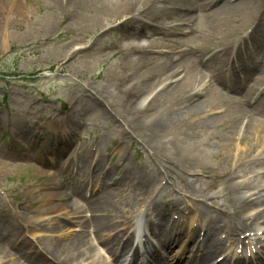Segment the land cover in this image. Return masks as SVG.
<instances>
[{
  "label": "bare ground",
  "instance_id": "obj_1",
  "mask_svg": "<svg viewBox=\"0 0 264 264\" xmlns=\"http://www.w3.org/2000/svg\"><path fill=\"white\" fill-rule=\"evenodd\" d=\"M24 4L18 0L16 6L14 1L8 6H15L14 15L28 16L29 13L26 12ZM260 4V0H49L50 9H64L66 14L80 17L79 20L94 18L96 23L99 17L105 20L121 14L124 17L130 16L126 19L128 21L124 19L122 24L134 23L130 25L128 31L133 41L121 47L123 49L121 52H123V57L125 56L124 60H128L130 64L127 65V77L131 83L121 94L132 93L134 95L127 96L128 104L123 111L128 116L121 121L124 122L123 125H127L126 131L133 135L136 141L139 140L142 147L152 154L158 163L156 167L155 165H149V168L143 167L145 171L151 169L147 175H144L142 170L134 169L129 171L130 173L125 171L122 179L128 182L137 180L141 184L153 185L160 175L169 176V167L166 165H171L178 170L176 176L178 180L184 178V174H192L190 178L186 177L178 184L186 187L188 191L196 192V184L199 186L198 175L201 178L206 177L210 180L209 186L215 182L221 185V190L216 196L220 198V205L217 204V208L212 209L215 216L214 221H218L223 215L231 217L226 223H214V228L222 224V229H229L231 233L247 226L248 216L245 218L242 215L243 210L253 202L264 200V192H257L254 198L245 201L243 192L250 191L253 183L239 180L245 177L242 172L249 171L255 165H264L262 152L254 155L257 149L264 144V88L259 89L260 85L264 84V35L256 40V49L259 54L256 61L261 57L263 62L258 64L246 58L247 62L245 61L240 69L243 79L231 82L232 78H227V75H218L208 84L206 93L203 92V86L206 83L207 64L203 68L200 57L206 51V54H211L208 64H213L217 59L219 60V57L226 54V48L223 49L222 55L216 54L221 50L213 49L209 43L204 47L205 51L201 50L198 53L187 48L180 50L176 55L163 53L161 56H152L150 53L159 47L148 45L141 39L153 30L159 33L189 30L191 34H194L198 27L207 33H212L215 37H218V32L231 36L238 29H243L246 24H254L252 17L259 12L257 7ZM2 7L0 4V14H2ZM88 11L95 12L89 16ZM146 16H150L149 18L156 25L144 23L143 18ZM164 19L173 20L176 24L165 28L162 26ZM188 24L192 28H184ZM169 41L176 44L172 40ZM84 49L85 47L75 48L67 55L66 62ZM64 65L62 64L61 67ZM222 75L223 82L220 79ZM247 81H252V83L244 87ZM215 84L222 86L225 92L219 90ZM156 88L159 89L145 105L133 103L136 95H144ZM254 90H260V95L256 99ZM99 92L100 94L98 92L97 94L102 97L103 93ZM83 93L86 96L84 90ZM238 95H241V98L246 99L247 102L253 99L254 104L242 106ZM90 96L93 100H97L95 94L90 92ZM95 104L89 98L84 102L80 100L81 111L85 114H92L98 111ZM109 112H105L106 117H114ZM61 128H66L67 133L72 135L77 131L76 122L72 119L62 121ZM180 128L182 129L178 130ZM236 128H240L239 134ZM25 131L26 129L23 130L22 127L16 128L19 135L27 138ZM235 144L241 147H236V149ZM123 165L126 170L131 166L127 160ZM159 166H162V170L158 168ZM94 169L95 165L88 173L92 178ZM187 169H192L193 172L190 173ZM108 174H114V170L107 169L105 177L101 180L107 178ZM258 174L251 176L252 181L261 178L264 171ZM49 181L53 183L52 180ZM105 182L103 181V184ZM116 185L114 194L121 195V203L126 207L136 205L135 196L129 192L125 195V190L121 189L123 182H118ZM77 192L66 193L62 188H56L54 192L41 193L42 204L36 213L34 212L35 218H30L23 209L24 207L15 206L13 210L19 220L15 218V221L25 224L21 225V228L12 226L0 217V264H52L42 252L35 253L36 247L33 253L27 251L31 248V241H28L24 233L34 230L52 233L58 229L59 234L64 233L63 236L58 234L56 239L44 240L43 237L38 239L41 250L61 260V264H73L75 260L82 259V257L90 259V253L95 249L85 230L87 226L94 228L100 242L112 249L116 236L110 239L109 235L119 228V223H110L112 219L107 218L110 213L107 210L108 199L112 191L90 199L89 206L105 215L102 216L103 218L91 216L89 219L81 218L83 210L77 202ZM39 193L40 191L36 195ZM203 198L206 199V195ZM156 211L159 216L164 217L161 210ZM262 212L261 210L255 211L249 215H253L255 220ZM207 213L208 211H205L206 215ZM52 214L56 217L50 216ZM69 214L77 215L74 222L64 221L61 218L62 216L66 218ZM56 218L63 219L64 223H60ZM116 218L117 216L114 219ZM74 227L79 230L75 232ZM8 231H12L15 240H19L17 244H14L15 241L11 240L9 235L7 236ZM155 231H160V228ZM60 236L63 238L62 242L58 241ZM13 244L16 245L15 253L10 251ZM202 244H204L206 256L213 255L220 248L218 240L214 239V232L207 233ZM197 264H200V261ZM258 264H264V262L261 261Z\"/></svg>",
  "mask_w": 264,
  "mask_h": 264
},
{
  "label": "rangeland",
  "instance_id": "obj_2",
  "mask_svg": "<svg viewBox=\"0 0 264 264\" xmlns=\"http://www.w3.org/2000/svg\"><path fill=\"white\" fill-rule=\"evenodd\" d=\"M13 1L16 6L18 0H8V3L6 0H1L0 3L3 6L2 14H0V217L12 226L20 228L21 226L14 218L13 208L15 206L24 207L28 216L35 218L34 212L36 213L42 204L41 193H44V190L47 191L49 186L62 187L64 192H69L72 183H80L83 178H88L86 167L88 163H94L95 158L93 157L98 156L100 159V162H97L96 173L103 167L115 166L120 157L124 155L129 164L139 168L142 172L145 171L144 166L149 168L150 164L156 165L158 162L142 147L139 140V142L136 141L137 139L126 131L127 125H123L124 122L121 121L128 116L123 111L128 104L127 96L134 95L132 93L121 94L131 83L127 77V65L130 64L128 60H124L125 56L123 57V52H121L125 44L133 41L128 31L130 25L134 23L122 24L124 19L130 16L124 17L121 14L105 20L99 17L95 23L94 18L79 20L80 17L66 14L64 9L52 10L49 0H19L25 3L26 12L29 13L28 16L19 17L14 15L15 6H8ZM262 3L264 4V0ZM94 12L88 11L87 15L92 16ZM174 23L170 19L162 21V25L167 27H172ZM247 25L249 24H246L243 29H238L231 36L218 32V37H215L212 33H207L198 27L195 33L190 35H185L181 31H173L171 34L164 35L161 33L146 34L141 40L147 42L148 45L159 47L153 50L155 52L150 54L152 56H161L180 45L182 48L191 49L201 45L204 50V47L210 43L211 47L219 50V46H225L226 42L236 36L246 35L247 30L244 29ZM5 26L7 27L4 28ZM255 34L257 37L264 34V20L257 27ZM169 40L179 44H173ZM253 41L255 43V38ZM80 47H85V49L66 62L67 55ZM209 55L206 54L202 59L205 60ZM218 62L220 61L217 59L213 64H208L209 61L206 63L208 80L211 76L216 77L221 74V70L225 68L223 66L222 69H218ZM262 62V58L259 57L258 63ZM62 64L65 65L61 67ZM158 89L144 95H136V100H132L133 103L145 105ZM99 91L103 93L102 97H99ZM90 92L96 95V101L91 98ZM88 98L96 103L95 107L98 109L92 114H85L81 111L80 100L84 102V100L88 101ZM105 112H109L115 118L106 117ZM50 117L53 122L51 124L47 121ZM66 119L76 122L78 129L73 136L77 138L75 149L76 154L79 155L78 172L75 178H73L71 168L67 172L60 169L63 161H71L66 156L64 158L62 154L60 156L59 153L57 154L59 161L56 166L48 167L56 171H46L42 168L48 166L45 161L43 165H40L42 160L49 158L50 154L47 152L57 143L53 137L61 134V130L57 129L58 124ZM25 125L28 126L27 130L29 127L33 130L34 127L49 125L46 129L37 128L36 131L39 134L44 132L43 140L39 141L43 145L31 144L16 132L18 126ZM55 131H57L56 134ZM121 135L124 136L123 140H120ZM73 137L67 135V142L69 143ZM70 150L66 153L67 155ZM260 152L264 153V144L254 154ZM84 163H86L85 167L82 166ZM166 166L169 167V179L160 176L149 189L155 187L160 180L167 182L166 188L156 199L159 205L168 202L173 207L189 206L192 209L195 204L202 205L201 195H213L220 190L216 182L209 186V179L198 177L199 186L196 184V192L193 191V196L190 195L192 191L181 186H179L181 193L176 191L173 193L176 190L173 186L179 185L180 180L186 179V174L184 178L178 180L174 177V174H178V170L171 165ZM159 167L162 170V166ZM168 167L164 166L166 169ZM263 167L264 165L251 167L249 171L244 172L246 177L239 180L248 179L254 171ZM122 169H117L118 175ZM146 171H151V169ZM187 171L193 172L192 169H187ZM190 176L188 175V178ZM49 180L53 183L48 182ZM259 181V185L264 184V178ZM123 184L127 186L128 182L123 181ZM114 188L110 187L109 190ZM38 191L40 193L36 195ZM114 193H116L115 190L112 191L108 204L113 211L119 210L117 215L122 216L126 214V211H133L132 214L135 215L141 208L137 206L133 210H127V207L121 203L119 195ZM50 216L56 217L53 214ZM56 219L60 221L59 218ZM155 220L156 218L153 223ZM57 231L58 229L47 233L34 230L29 233H34L39 239L43 237L46 240L56 239L59 234ZM8 235L9 238L12 237L13 232L8 231Z\"/></svg>",
  "mask_w": 264,
  "mask_h": 264
}]
</instances>
